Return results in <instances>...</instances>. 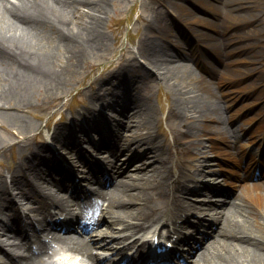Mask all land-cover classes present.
<instances>
[{
	"label": "bare ground",
	"instance_id": "obj_1",
	"mask_svg": "<svg viewBox=\"0 0 264 264\" xmlns=\"http://www.w3.org/2000/svg\"><path fill=\"white\" fill-rule=\"evenodd\" d=\"M81 1L0 0V17L2 18V20L0 18V63L3 66L0 79L4 81L3 85L0 86V109L10 110L19 107L21 104H24L21 107L30 106V99H28L26 94H30L35 86L51 92L65 79V74L69 70V66L52 67L47 63V58L52 55V50L49 45L43 41L42 37L47 38L51 33L52 36L59 41V45H64L65 48L71 51L69 56V58H71L70 61H73L72 58L77 59L81 58L84 54H88L93 47L104 46L105 40L99 29L100 16L98 15L99 12L106 11L105 0H99V2L89 9L91 23L84 26L82 29L79 28L75 30L72 25H70L71 20H69L70 17L68 14L71 11L78 12ZM224 2L223 0L222 3ZM232 4L234 3L231 1L226 2V6ZM177 7L184 8L179 3H177ZM231 9L232 8H230V10ZM6 14L10 17H7ZM230 14L231 12L229 11L228 17L230 21L227 20V23L233 25L232 22H235L240 15L230 16ZM192 18L199 22L204 21L199 17L192 16ZM186 19L189 20L187 17ZM210 28L215 29L217 36L209 32L201 33L202 38L206 42L213 44L215 47L216 45L220 46V52H222L225 45L229 46V49H227L223 55L228 62L225 72L226 79L237 78L243 75L246 68L240 70L235 67L238 61L237 54L239 53L236 51L240 48H243L242 51H245L247 48L252 49L250 47L251 45H260V39L253 43L236 45L239 40H228L231 36H226V31H222L224 34L221 37L219 34L221 33V29L214 24L212 20L210 22ZM44 32L45 35H40ZM166 39V35L154 33L150 34L148 38V63H150L157 72L148 70V73L145 71L147 69L144 67L143 69L145 70L142 72H127L128 70L126 69L117 71L109 79L114 86L115 92L122 93L129 81L154 73L158 74L160 70L164 72L169 70L173 73H178L184 79H188L189 75H192L193 70L188 63L177 62L180 59H184V54H174L170 59L165 57L164 42ZM49 40H52V38L50 37ZM229 56L231 57V62ZM252 61H255V57L251 58L250 62ZM72 64H75V62ZM163 71V76L167 78V74ZM185 82L183 86L185 89L179 88L178 94L175 96V101L171 107L170 123L174 125L173 130H171V132H173L172 141L177 144L178 147H181L183 143L188 145V143L183 141L185 137H193L189 141V144L198 151V154H193V157L189 155L188 157L189 160L195 157L197 161H200L206 145L203 136L208 130L206 129V126H208V119L213 123L212 127L214 130L212 132L218 134L221 132L223 134V136H221L223 141L229 146L233 145L231 139L232 134L228 130L225 111L223 107L219 105L218 100L215 102H213V100L210 101L209 107L207 103L202 102V97L205 93H208L212 98L216 97L213 85L211 86L208 84L206 80H194L192 76L191 79L188 81L185 80ZM239 95H241V93H239ZM231 96L229 95V97ZM11 99L15 101L14 104L10 103ZM133 108H135L133 110V114L136 118L135 128L131 129L132 132L125 137L118 128L114 135L108 137L110 148L114 146V155L119 160V152L123 151L125 148H128L131 152H136V147L143 143H147V146H150L145 152V155L154 153V162H157L156 152L162 153L164 151L165 141L160 140L156 135L151 136L149 130V127H153L154 124L157 126L158 117L156 110L150 102L144 101V103H141L139 99L133 105ZM87 109L90 113H85V117H82L84 120H88L93 116L92 112L94 108L89 106ZM8 115L14 118L12 112H8ZM21 123L26 126L29 125L28 128H31L33 124L25 118L22 119ZM122 125H124V131L130 130V123L123 122ZM144 129H146V132ZM56 131L57 129L52 132V137ZM209 131H211V128H209ZM14 134L19 136L17 133ZM37 135L43 137L42 132ZM28 139L27 137L26 140ZM147 146L144 147L146 148ZM20 153L22 156H30L41 152L39 146H36L35 148H21ZM165 157L166 155L164 153L160 156L162 159H165ZM21 162L22 158L17 164ZM117 163L118 162L114 163L113 167L116 169L117 176L111 181V184L114 185V190L108 193L112 203L111 209L116 213L115 220L119 219L122 215H125L127 218H137L128 225L130 229H135L140 225L141 220H150L162 209L161 206L155 204L151 200V190H147L145 185H149L151 181L156 180L158 184H165L172 187L177 176L175 173L169 175L161 172V170H163L162 165L158 161V164L145 167L142 175L138 177L142 180L140 185H138L139 188L136 192H130L128 189L131 179L128 178L125 180L123 177L118 178L121 174V168L117 169ZM212 172H215V170L213 169ZM9 173L10 179L4 178L3 174L0 173V194L2 195H7L8 192H10V187L17 184L16 182L19 179V169L13 172V168H11ZM51 174L52 171L45 175L37 173L33 180L26 182V188L20 192V195L23 198H36L40 190H46L47 188L41 178ZM162 174H167V178L163 180L161 178ZM115 179L117 180L116 182H114ZM117 191L123 194V199L125 200L118 198ZM244 191L248 193V198L255 201L259 210L254 212L257 208L245 194L242 202H239L238 205L234 203L240 214H237V210L233 209L230 205L224 207V210H221L222 218L217 217L218 213L215 211L217 206L212 203H206L202 207H198L200 210L205 209L209 217L220 218L221 224V228L214 234L215 239L201 252V260L206 261L205 264H264V195L250 191L249 186H246ZM125 195L128 197L139 196L142 200L137 206L132 209H127L124 203L127 202ZM247 200L250 205L247 204ZM222 204L225 203L223 202ZM16 205L17 204H15L14 207H16ZM214 212L217 214L214 215ZM77 225L78 228L82 230L79 223H77ZM113 226L114 225L110 223L107 228L113 229ZM100 229L103 230L105 228L103 227ZM20 238L21 236L10 241V246L8 247H6V243L4 244L2 239H0V242H2L0 251L3 253L0 264L33 263V261H31L33 257L31 250L28 249L27 252L20 250L22 248V243L19 241ZM62 241L72 244V247L77 251H89L92 244L105 246L104 244L107 243L105 237L97 240L91 239L90 242H86V240L80 237L74 238L72 236H65ZM39 249L41 250L40 252H42L44 247L39 246ZM91 255L99 259L98 256H94L92 253Z\"/></svg>",
	"mask_w": 264,
	"mask_h": 264
},
{
	"label": "rangeland",
	"instance_id": "obj_2",
	"mask_svg": "<svg viewBox=\"0 0 264 264\" xmlns=\"http://www.w3.org/2000/svg\"><path fill=\"white\" fill-rule=\"evenodd\" d=\"M226 1H231L234 4L226 6ZM226 1L222 3L221 0H215L212 4L218 7H213L212 9L214 11L216 9L219 10L217 11L219 14L220 12H224L223 9H225L226 15L229 11L231 12L230 16L240 15L235 22H232L235 24L233 25L234 31H230L227 27L230 35L231 33H238L240 37L238 39L239 43L245 42L249 44L260 39V48H264V0ZM97 2H99V0H83L79 5V9L81 10L78 12H69L68 16L70 17L69 20H71L70 25H72L73 29H82L84 26L91 23L89 9ZM177 3L181 4L184 8L177 7ZM250 3H252V5ZM243 4L251 5L248 6V8H251L247 10L243 9V11H241L242 9L237 10L238 8H242L240 5ZM226 7L232 9L230 10L229 8L228 10ZM233 7L238 8L234 9ZM105 8L106 11L99 12L98 15L100 16L99 29L105 40V44L103 47H93L91 52L84 54L81 58H72L73 61H70L71 58H69V56L71 51L65 48L64 45H59V41L55 39L51 33L47 38L41 36L43 41L47 43L52 50V55L50 54L51 56L47 58V63L52 67L68 65L69 70L65 74V79L62 83L51 92L35 86L30 94H26L28 99H30V106L21 107L24 105L21 104L19 107L10 110L0 109V172L5 171V174L8 175L7 168H14L20 158V148L26 147L27 144L29 147H32L34 144L38 143L37 138H33L37 130L46 128L47 125H52L53 129L54 127L66 124L65 122L69 120L70 116L77 117L85 112L87 107L93 104L98 105L103 103L108 100L109 97L113 96V87L107 81L118 70L126 69L130 71L133 69L142 72L141 65L144 64L146 68H149L153 72H157V70L148 63V38L150 34L166 33L168 26L170 24H175L178 17L183 16L192 19L191 16L194 14L190 0H105ZM201 15L203 17H209L210 13L202 12ZM215 15L216 14L213 12L212 20L216 22ZM6 16L10 17L8 14H6ZM188 25L200 31L202 30L204 33L209 32V27H205L198 21H195L194 24L189 23ZM226 26H229V24L227 23ZM254 33H257L258 37L253 36L252 38L251 36ZM40 35H45V32ZM50 37L52 40H49ZM185 51L188 52L187 49H185ZM73 62H75V64H72ZM190 64L195 68V75H189L188 79H184L178 73H173L169 70L165 72L160 70L158 74L154 73L150 75V77H141L133 88L134 92L137 94L145 92V90L148 92L146 96L140 98V102L144 103L147 98L150 103L156 105L160 112H158V114L162 116V121L159 123V128L157 130L155 127L152 129L157 132L159 139L164 140L166 137L168 139L167 143L172 141L169 128L174 126L170 124V122L168 123L171 115H169L168 120L166 118L169 105L171 104L172 106L173 101H175L174 99L178 94L179 88L185 89V87H183L184 83H186L185 80L188 81L191 79V76L194 80H201L199 76H197L196 66H194L193 62H190ZM241 66H245V64ZM2 67L0 63V72H3V70H1ZM162 71L167 74L168 79L163 76ZM254 75L255 77L251 81L240 82V86L245 88L260 82L262 79L261 76L257 74ZM251 77L253 76L248 75V78ZM3 82L4 81L0 79V86L3 85ZM158 87H160V89ZM75 92H77V94L74 95ZM157 94H159L160 104L156 102ZM202 98V102L207 103L208 107L210 106L209 101L215 100V98H211L206 93ZM14 102L15 101L11 99L10 103L14 104ZM8 112H12L14 118L8 115ZM60 115H62V117H60ZM23 118L33 123L31 128H28L29 125L26 126L21 123ZM128 121L134 123L131 117L130 119L128 118ZM144 131L146 132V129H144ZM14 133H17L19 136ZM18 137L21 139L29 137L30 140H21L18 145H13L12 143L17 141ZM190 139L191 137L185 138V140ZM205 148L206 152L210 154V147L206 145ZM25 158L26 157L23 158V162ZM149 158L152 157H146V159ZM136 168L137 167L133 166L130 171H135ZM136 181L138 180L136 179ZM223 185L225 186V184ZM14 189L15 188L12 190ZM241 189L242 187H239L237 191L240 193ZM222 198L223 200L225 199L224 197ZM127 203L135 206L137 204L136 198H132ZM228 204L229 202H227L226 206H228ZM201 264H204V262H201Z\"/></svg>",
	"mask_w": 264,
	"mask_h": 264
}]
</instances>
